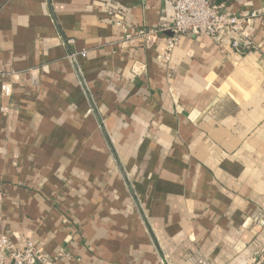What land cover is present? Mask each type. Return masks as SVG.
<instances>
[{"label":"crops","instance_id":"crops-1","mask_svg":"<svg viewBox=\"0 0 264 264\" xmlns=\"http://www.w3.org/2000/svg\"><path fill=\"white\" fill-rule=\"evenodd\" d=\"M217 2L260 14L252 52L126 41L173 0H0V236L57 264H264V0Z\"/></svg>","mask_w":264,"mask_h":264},{"label":"built area","instance_id":"built-area-1","mask_svg":"<svg viewBox=\"0 0 264 264\" xmlns=\"http://www.w3.org/2000/svg\"><path fill=\"white\" fill-rule=\"evenodd\" d=\"M174 19L170 24H164L158 29L140 28L135 33L126 35V41L133 43L140 39L147 48H155L165 61H170L172 52L185 36H204L213 42L222 43L230 40L232 48L244 54L252 52L256 47L249 38L248 28L254 18L260 14L252 12L248 16L230 14L224 5L217 0H173ZM118 24H121V14H116ZM171 36H167V33ZM84 57L85 53H81ZM75 60L76 56L71 57ZM0 76H6L0 71ZM2 92L9 97L11 86L4 83ZM5 111V109H3ZM250 225L264 231V210L249 220ZM59 258H51L43 254L31 240H26L21 249L14 248L6 235L0 236V264H57Z\"/></svg>","mask_w":264,"mask_h":264}]
</instances>
